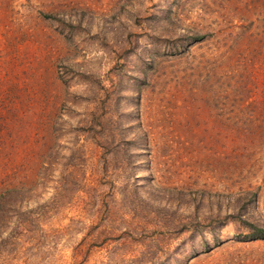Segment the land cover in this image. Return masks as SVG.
Instances as JSON below:
<instances>
[{"label": "rangeland", "instance_id": "rangeland-1", "mask_svg": "<svg viewBox=\"0 0 264 264\" xmlns=\"http://www.w3.org/2000/svg\"><path fill=\"white\" fill-rule=\"evenodd\" d=\"M250 225L264 0H0V264H264Z\"/></svg>", "mask_w": 264, "mask_h": 264}, {"label": "trees", "instance_id": "trees-1", "mask_svg": "<svg viewBox=\"0 0 264 264\" xmlns=\"http://www.w3.org/2000/svg\"><path fill=\"white\" fill-rule=\"evenodd\" d=\"M202 37L197 36L196 39H200ZM250 233L245 235L243 240H258V239H264V228L262 227H256L254 225H250Z\"/></svg>", "mask_w": 264, "mask_h": 264}]
</instances>
